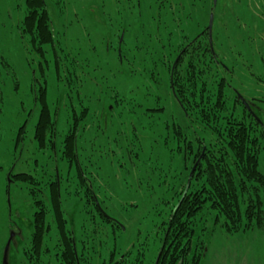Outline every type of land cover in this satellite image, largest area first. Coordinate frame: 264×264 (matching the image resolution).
Here are the masks:
<instances>
[{
  "label": "rangeland",
  "instance_id": "obj_1",
  "mask_svg": "<svg viewBox=\"0 0 264 264\" xmlns=\"http://www.w3.org/2000/svg\"><path fill=\"white\" fill-rule=\"evenodd\" d=\"M44 1L54 41L43 46L42 55L22 32L26 0H0V38L5 46V58L0 60V264H5L12 235L8 264H34L35 260H29V248L36 201L43 200L52 210L49 183L55 178L67 228L76 243L78 264H106L127 254L129 264L139 260L154 264L162 244L161 224L189 180L194 154L190 151L186 156V140L181 139L179 146L176 137L165 138V120L175 119L179 113L173 98L163 94V82L158 83L162 93L157 101L156 75L152 74V80L149 72L132 75L134 65L129 59L133 43L138 40L143 42L141 47L145 42L150 46V33L164 36V29L157 24L162 26L166 14L174 12L187 17L181 35L194 38L213 12V49L228 69L217 78L228 80L237 94L256 101L253 117L263 126L264 0H143L141 6L136 2L134 7L128 4L131 0ZM172 23L175 27V21ZM201 39L207 42L205 37ZM55 55L65 57L66 76L62 74L61 80L53 65ZM119 57L124 58L122 64ZM212 63L211 70L215 67ZM143 66L150 70L149 63ZM41 87L46 88L47 107L52 116L56 114L55 145L50 143L49 132L45 145L36 137L35 127L44 107ZM115 90L120 102L113 98ZM71 103L77 112L88 108L81 122L86 129L77 138L79 159L86 182L102 210L113 218L111 222L103 221L97 212L89 221L79 171L63 156ZM158 105L165 111L144 115L147 108ZM192 137L208 139L200 130ZM259 163L264 173L263 155ZM11 173L30 174L35 182L10 177ZM204 180L194 179L191 189ZM260 197L264 203V192ZM240 198L244 215L247 202L244 196ZM194 223L193 245L198 248L201 242L206 246L202 264H264V226L229 232L225 217L209 202L198 211ZM56 232L52 223L43 242L40 260L48 264H62L56 255Z\"/></svg>",
  "mask_w": 264,
  "mask_h": 264
},
{
  "label": "trees",
  "instance_id": "obj_2",
  "mask_svg": "<svg viewBox=\"0 0 264 264\" xmlns=\"http://www.w3.org/2000/svg\"><path fill=\"white\" fill-rule=\"evenodd\" d=\"M136 2H139L140 6L143 4V0H131L128 4L134 7ZM26 5L27 14L22 22V32L30 37L33 48L44 55L43 46L53 45L54 41L48 9L44 0H26ZM177 6L179 7L178 3ZM186 18L177 12L173 15L166 14L163 27L157 24L164 29V36L160 37L156 33H150L152 41L150 46H147L148 43L144 41L145 45L141 47L139 43L143 44V42L135 41L132 48L133 57L129 59L134 65L132 75L134 73L140 75L144 71L149 72L150 80L153 78L152 74L156 75L157 91H159L157 101L162 93L158 83L163 82V94L173 98L176 106L174 108L179 113V116L175 115V119L171 116L170 119L165 120L167 132L165 138H170L171 135L176 137L179 146L181 139L186 140L188 149L186 156L190 151L194 154L193 165L189 170L190 172L195 167L193 180L205 177L203 182L196 183L194 190L191 189L193 180L189 187L185 182L176 202L169 207L167 218L161 224L162 244L154 264H202L206 246L201 245V242L198 248L193 245L194 226L196 225L194 222L198 211L208 202L211 208L225 217L229 232L256 225L264 226V203L260 197L264 192V173L259 169L260 157L262 155L264 157V125L261 126L253 117L252 111H248L247 107L242 104L232 83L217 78L221 74L224 75L228 69L218 64L212 57V52L205 39L195 38L196 40H193L194 38L181 35L184 30L180 27L185 23ZM138 19L135 16V22ZM173 21L176 23L175 27H172ZM176 34L179 40L176 39ZM210 61L215 66L213 70L210 69ZM146 62L150 64L149 71L143 66ZM53 65L57 77L60 80L64 79L63 75L66 76L65 57L55 55ZM46 66L50 68L48 61ZM75 69L70 71V78L75 75ZM171 78L176 96L173 94ZM41 91L44 107L37 124L36 137L41 145H45V138L49 132L50 143L54 145L56 114L52 116L46 105L45 90ZM79 94L80 90L77 98L80 97ZM231 95L232 100H230ZM147 96L146 90L144 97L147 98ZM69 97L70 100L74 98ZM113 98L120 102L116 90ZM235 101H238L239 105H235ZM239 106L241 107L238 108ZM159 111L164 112L165 107L158 105L154 108H147L144 115ZM69 113L70 126L63 141V156L68 158L70 164L74 162L79 171L78 178L82 183L81 186L85 188V205L89 221L94 220L97 212L103 221L111 222V219L103 216L95 203L94 189H91L90 183L86 182L85 170L79 159L77 138L79 133L86 129L81 122L85 119L88 108L82 107L78 112L73 109ZM198 130L207 134V141L202 137H192L198 133ZM14 176L21 180L31 179L35 182L30 174L18 173ZM172 189L173 187L169 190L172 191ZM50 195L52 210L44 205L43 200L36 201L37 209L34 212L29 260L30 262L35 260L34 264H48L40 260V257L44 253L45 236L51 230L53 223L57 229L56 233L59 234L55 245L59 260L62 264H78L79 258L74 247V237L72 232L71 235L69 234L67 228L57 182H53ZM242 196L247 202L244 215L240 208V197ZM49 214L52 220H49ZM127 256L128 254L117 261L111 258L106 264H129L126 261ZM130 264H141V260Z\"/></svg>",
  "mask_w": 264,
  "mask_h": 264
},
{
  "label": "flooded vegetation",
  "instance_id": "obj_3",
  "mask_svg": "<svg viewBox=\"0 0 264 264\" xmlns=\"http://www.w3.org/2000/svg\"><path fill=\"white\" fill-rule=\"evenodd\" d=\"M210 14V13H209ZM209 20H210V16H209V19H208V23H209ZM208 23L206 24V26H204V29L203 30H201V32L200 33H198L197 35H196V37H194V39L193 40H196L195 38H202V37H205L206 39H207V43H208V48L211 50V52H212V57L213 58H215L216 59V61H217V63L218 64H220L221 66H224V62L223 61H221L220 59H219V56H218V54L216 53H214L213 54V50L211 49V45H210V38H209V29H208ZM212 38H213V34H212ZM213 45H214V38H213ZM171 86H173V79H172V83H171ZM173 88H174V86H173ZM45 90V93H46V88H43V87H41V90ZM174 91H175V89H173V94H174ZM236 94H237V92H236ZM174 96H176V91H175V94H174ZM238 97H239V100L242 102V104L244 105V103H243V101H242V99H241V97H240V95L238 94ZM178 98V97H177ZM245 98V97H244ZM245 100H246V102H247V104L248 105H250V107H251V109L249 110L248 108H247V110L248 111H253V109L256 111L257 109H258V105H257V103H256V101L255 100H253V99H251L250 98V100H248V99H246L245 98ZM245 106V105H244ZM247 107V106H246ZM74 109V107L73 106H71L70 105V109H69V112H70V110L72 111ZM41 114V113H40ZM39 119H40V117H39ZM36 128V130H37V126L35 127ZM56 135V134H55ZM186 137H188V136H186ZM64 141V140H63ZM54 145H55V143H54ZM195 170V169H194ZM194 170L192 171H190V172H192L191 174H190V172H189V175H188V177H189V179L191 178V181L193 180V172H194ZM15 174H13V173H11V176L10 177H12V176H14ZM189 181V180H188ZM191 181H190V183H191ZM53 182H57V185L59 186V180H58V178H55V180L54 181H51L50 183H49V188H50V194H51V188H52V184H53ZM188 183V182H187ZM190 183H189V185H190ZM189 185L187 186V187H189ZM59 197H60V192H59ZM50 198H51V195H50ZM94 199H96V195L94 194ZM62 201V200H61ZM95 203H96V201H95ZM97 204V203H96ZM97 206H98V208H99V205L97 204ZM48 208V207H47ZM99 210H100V208H99ZM101 211V210H100ZM102 213V212H101ZM103 214V213H102ZM108 219H111V218H108ZM112 220V219H111ZM74 247H75V249H76V243L74 242Z\"/></svg>",
  "mask_w": 264,
  "mask_h": 264
},
{
  "label": "water",
  "instance_id": "obj_4",
  "mask_svg": "<svg viewBox=\"0 0 264 264\" xmlns=\"http://www.w3.org/2000/svg\"><path fill=\"white\" fill-rule=\"evenodd\" d=\"M210 15H211V16H210V20H209V23H208V29H209L210 45H211V49L213 50V54H214V53H215V49H213V38H212V32H213V22H214L215 15H214L213 12H212ZM173 89H174V88H173ZM174 94H175V91H174ZM239 95H240V97H241V99H242L244 105L247 106V108L250 110L251 107H250V105L247 104V102H246L244 96H243L242 94H240V93H239ZM252 114H253V116L255 115L253 111H252ZM258 121H260V120L258 119ZM260 122H261V121H260ZM190 181H191V178L189 179V181H188V183H187V186L189 185ZM95 201H96V203L99 205V208H100L101 212H102L104 215H107L108 218H112L110 215H108L106 212H104V211L102 210V208H101V206H100V204H99L97 198L95 199ZM112 219H113V218H112ZM13 236H14V235H12V237H13ZM12 237H10V239H9V241H8V244H7V247H6V253H5V257H4L5 264H8V261H7V255H8V249H9L10 243H11V241H12Z\"/></svg>",
  "mask_w": 264,
  "mask_h": 264
},
{
  "label": "snow or ice",
  "instance_id": "obj_5",
  "mask_svg": "<svg viewBox=\"0 0 264 264\" xmlns=\"http://www.w3.org/2000/svg\"><path fill=\"white\" fill-rule=\"evenodd\" d=\"M22 35V34H21ZM119 40L122 42L123 41V35L121 34L120 36H119ZM195 41H193V43H194ZM4 42H3V39L2 38H0V60H3L4 58H5V52H4ZM118 61H119V63H123V61H124V58L123 57H119L118 58ZM0 95H2V93H0ZM107 121L105 120V123H106ZM134 125H133V129H134ZM130 159H131V154H130V157H129ZM135 165H133V167H134ZM9 217H10V213H9Z\"/></svg>",
  "mask_w": 264,
  "mask_h": 264
}]
</instances>
